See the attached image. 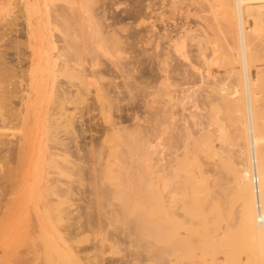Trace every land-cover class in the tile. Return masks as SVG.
<instances>
[{
  "label": "bare ground",
  "instance_id": "bare-ground-1",
  "mask_svg": "<svg viewBox=\"0 0 264 264\" xmlns=\"http://www.w3.org/2000/svg\"><path fill=\"white\" fill-rule=\"evenodd\" d=\"M56 1L58 2L59 0H44V5L46 7L45 15L38 16L36 14V20H34L35 16H32L33 14L38 13L37 10L42 4L41 1H23L22 13L27 20V26L24 24L26 29L23 27L25 29V34L23 32V35L25 37L26 46L31 49V53L28 55V62H26L27 64L25 65L26 69L22 68L24 66H18L19 64L17 67L16 64L19 62V59L15 62V58H13L10 62L14 61L12 64L18 69L21 68V70L19 69L18 71L17 68L14 69V66L9 62L11 58L9 60L7 59L8 61L5 60V55L6 58H9L7 57V54L4 55V53H6L5 50L0 51V217L3 216V221L5 220V217L11 218L12 215L15 216L17 213L35 215L38 222H35L37 224L34 225L33 229L41 232L45 227L40 221L41 215H44V217L46 216L51 220L52 216L55 214L60 215L63 219H71L73 217L76 218L78 215L82 216L86 213L88 217L89 215L91 216L88 218L89 226L85 223L87 222V217H82L86 219V221L84 219L85 222L82 219L78 220L76 218V221L78 222H74L77 224L80 223L79 225L84 223V225L82 224L81 227L69 230V232L73 231L72 233H75L74 231L76 229H80V231L83 232L86 231L87 227L89 230L90 225L95 226L97 224H92L93 220L91 219H95V217L92 216H95L96 212L91 211L93 215L89 214V207L82 209L79 206L80 204L76 206L74 203L68 202V200L72 198L73 195L75 196V194L82 196V198L87 196V190H84L83 187L80 189L77 188L78 191L75 190L74 181L78 179L82 186H93V182L97 180L96 173H99L98 171H103V174L105 175L109 173L111 169L116 167L117 171L120 169L119 167H121L120 172L124 169L122 177L124 182H121H123L124 185V190L122 191L126 199L138 200L139 198V200H142L145 196H143V198L141 197L143 189L140 188L145 184V177L148 173H152L150 177L154 176V178H150V180L154 179L152 180L153 182H157L158 177L156 176L159 174L161 175H159V177L162 178V180H168L169 175L171 178L172 175L176 173L174 169L181 167L180 165L179 167L178 164L182 162V159L186 154L191 151L192 145H195L190 143H194V140L196 139L201 140L205 136L209 138V141L206 144L207 150L209 147L211 151L213 149L215 151V148L217 147H215V144L213 145V135L214 137H218L219 132L222 136L228 134L224 130L226 129V127H224L226 123H224L223 126L222 119H220L221 111H219V106L217 107L219 108V110L217 109V112L219 111L220 115L217 114V120L220 119V126L218 125V121L214 119L215 114L213 116L214 118L211 117V114H213L214 111L209 114L210 116L207 115V113L201 112V109H199L201 107L198 104L200 101L197 98L198 96L196 97V93L194 95V92H192L193 94L191 95L192 97L197 98L196 102L199 106L194 109L189 107L191 106V102L189 100L187 102L186 99L191 97V95L188 96L190 90H195L196 92L198 90H205L207 91V94L205 93V99H202L203 102L206 101L205 104L209 103L210 106H214V108L218 104H220V106H228L236 112L238 124H236L235 130L239 132V136L237 137L239 139L242 138L245 142L243 143L244 147L238 156L242 161L239 163L240 166L237 168L238 171H235L238 180L236 184L238 183L237 187L239 186L238 192L241 199V212L245 227L249 234L259 240L263 246L264 146L261 145V143L264 140V137L259 136L258 129L264 125V121H262L264 118H261L264 117V111H261L264 110V85L258 92L256 86L258 85L259 79L254 78L251 73V63H253V60L252 54L249 51L250 46L248 37L250 32L247 31L248 29L246 28L245 13L247 11H253L254 9H256L255 11L259 10L263 18L261 15L259 16H261L264 21V0H235L236 28L234 31V37L239 43L237 46V60L241 63L242 67L240 72L236 71V73L240 75H238V77H240L242 82L233 86L226 83L228 80L225 79L227 80L225 82L224 78L222 79V76L220 78L219 73L215 72V70L209 66L212 60H210V62L207 61L209 67H204L202 63L200 64L201 60H199V53L203 55L205 52H203V50H199V52L192 50V45L196 42L199 43L203 35H200L198 30L193 29L192 26L183 29L181 32L182 35L178 38H172L169 37L170 34L168 32L163 33L162 36H158L159 30L156 28L157 26H155L156 24L153 21L149 25L148 31L151 33L150 35L147 34L142 39L136 37L131 40L129 36L125 38L120 36L122 32H119L120 34L118 33V28L120 27L116 24L115 26H117V28H114L113 24L104 27L101 26V21L103 19L100 18L99 20L98 17H103L100 15H103L105 12V14H107V10L104 13L102 11L103 14H100L101 11L100 13L98 11L100 15H97L98 13L95 11L96 8H94L97 6H93L96 0H62L66 2V4H63V2L61 5H58ZM98 2L101 1L98 0ZM79 3H82V5ZM96 5H99V3ZM103 10L105 9L103 8ZM93 11L96 12V14ZM104 18V21L109 20L106 19L108 18V15ZM103 24H105V22ZM94 25H96L97 29ZM205 31L207 30H203V33H205ZM1 32L3 33V31ZM1 32L0 34H2ZM153 37L156 39L154 38L155 40H153ZM22 39L21 41L24 40ZM160 40H163L165 44H162ZM21 41L18 42L20 43ZM151 41L153 42L152 44H154V48L151 47L152 50L147 48V45L151 44ZM20 44L23 45L25 43L23 41ZM201 51L203 53H201ZM2 52L3 54H1ZM174 52L177 54L176 56L180 55L182 57V59L179 58L180 61L178 59L180 62L178 63V66L172 65L168 62V59L174 54ZM103 57L106 58L102 59ZM208 57L211 56L208 55ZM22 59L24 58H21L20 60ZM214 59L213 61H215ZM22 61H20V63ZM105 61H108V63L106 62L105 68L98 70V67L102 68V66L105 65ZM204 64H206V62ZM259 69V75L257 72L258 77L260 74L264 75V67ZM14 71H17L16 75L21 72L18 76H20L21 79L23 78V80L19 79V81H17L16 76H13L16 78V81H14V79L12 80L13 77L11 75ZM234 72V70H231L229 73L231 75ZM25 74L27 77H25ZM64 76L68 80L61 78ZM74 80H77L78 82L76 83ZM12 81H14L15 84ZM177 85L178 88H181L182 86L186 87L182 88L183 90L181 89L179 91L181 93H178V95L175 94V91L173 90ZM199 98L201 100V97ZM97 99L108 105V110L105 115H102L105 124L101 125L104 122L100 123L99 128L95 124V126H91V120H93L94 117L90 118V122L85 119L87 121L82 123L77 129L76 126H74L77 122V118H80L81 120L82 118L79 116L76 118L78 113L71 110L70 106L75 105L77 101H80V103L88 102L89 105H85V109L90 110L88 112L86 110L84 111L95 116L96 114L93 115V111H97V108H95L96 106L98 107V104L96 105ZM159 99H162V101ZM185 100L187 103H185ZM203 102H200V104L202 103L203 105ZM68 104L71 105L69 106ZM77 104L76 107L78 106ZM185 104H188V109H185L187 107ZM44 105H47V110ZM76 107H73L72 109L76 110ZM211 107L209 109H211ZM33 108L38 111L36 112L38 114L36 118H42V126H40L41 122L38 121V118L36 120L34 115L31 116L35 118V122L33 121L34 118L31 119L32 121L30 123L25 122L26 118L30 115L29 112L31 109L33 112ZM177 108L179 109L177 110ZM206 109V112H208V105ZM259 111H261L263 115L261 112L259 114ZM209 112L211 111L209 110ZM204 114H206L209 117L208 118L205 115L207 119L213 123L207 124L206 119V121L204 120L206 125L204 124L203 126L202 122L199 120L202 118L205 119V116L203 117ZM227 114L231 115V113ZM84 115L83 112L82 117ZM190 120H194L193 122L196 123V125L194 124L195 128L192 125H189ZM214 120L217 122V126H219L217 129L218 131L216 132L218 133L216 134L217 136H215V133H213L210 128L213 124L215 126L214 130L217 128ZM36 121H38L37 124H35ZM199 122L205 131H203V135L200 134L197 138L195 137V134L198 132L195 133L192 131L198 128L196 131L199 130L202 132L201 130H203V128L200 129ZM29 124H32V133L26 130L28 126L29 128L31 127ZM70 125L72 128L74 126V129H71ZM13 126H19V128H21V131L19 130L21 134L18 135V138L15 141L8 138V134L6 133V130H10V127L12 128ZM67 126L70 128H68L70 131L67 129ZM226 126H228V124ZM190 128H192V130H190ZM64 129L67 130L64 131ZM67 131H69L70 134L66 135ZM92 131H95L99 135L94 138L91 134L92 139L91 142L88 143L85 139L87 138V133ZM64 132L66 133L64 134L66 137L61 135ZM32 136L34 137L33 140ZM228 136H230V134ZM228 136L223 137L224 141L219 138V141L221 140L224 142L221 143V146L222 144H225V142L226 144L233 142V138H229ZM191 138L193 139V142H191ZM238 138L235 137V141H237ZM228 139H230V141ZM82 141H85L84 145L81 144V146H79V143H82ZM35 142H37L38 145L35 144ZM74 142L79 145L77 144V146ZM71 143H74L73 145L75 147L77 146V148H73V150V145H70ZM91 143H95V145H92ZM204 144L205 143L202 144L203 147ZM189 145H191V147H189ZM203 147H200V150L202 148V150L205 149V151H207L206 147ZM189 148L191 149L189 150ZM210 150L209 153L211 152ZM224 159L222 162L219 161V166L221 167L219 169L223 168L222 170H225L230 168L229 166L232 163L230 164V161L228 162L229 159H225L224 162ZM219 160H221V158ZM61 161H65V163L60 164ZM30 163L33 164V168L35 167L34 169L36 171L34 169H28V167L31 166ZM37 165H40V167L42 166V168ZM225 165H228V167L226 166L225 168ZM234 165H236L235 162L233 163V166ZM97 166L102 167L101 170L100 168L97 169ZM143 166L144 169L142 168ZM235 167L236 166H234V168ZM182 171L179 173L178 177H180ZM112 172L113 171L109 174H112ZM115 172H113V174L116 176L117 172ZM63 176H67L69 180H62ZM118 176L120 175H117V177ZM174 176L175 175H173L172 179ZM100 177L102 178V176ZM100 177H98V179L102 180L103 178L101 179ZM178 177L175 176V178ZM204 177L206 176L204 175ZM210 177L212 176L210 175ZM208 179H205L203 182H206ZM100 180L98 181L100 182ZM152 181L147 183H152ZM4 182L7 184H4ZM95 186L96 185L94 184L93 187ZM160 197L158 198L160 199ZM163 197L164 196H162V198ZM84 198L86 199V197ZM17 202L18 204H16ZM126 204H128V202ZM86 205L84 204V206ZM111 208H114L112 210L114 211V215H112L111 209L110 213L105 214L108 216L111 214L113 217H118L119 214H116L117 216L115 215V212L117 213L118 211H116L118 207L115 208L114 206H111ZM122 208L118 212L122 213L125 210ZM19 216L22 215H18V217ZM120 216L121 215H119V217ZM2 218L0 220H2ZM100 223L101 222L98 224ZM137 223H139L137 228L143 226L142 221L138 220ZM50 224H52V228L55 226L53 222ZM93 226H91V228ZM223 235L225 236V234ZM218 241H221L220 238ZM62 251L67 254L66 256H68L69 259H76L78 262H76L77 264H86L85 262L92 259L90 256L91 252L83 254V250L79 251V249L77 250L72 246H68L66 251H64V249L61 250V252ZM94 251L96 253V250ZM41 252L40 250L35 249L31 253L33 254L32 256L28 254V257H21L19 255L17 262L14 264H40L43 259ZM137 255L139 254L136 253V256ZM2 257L0 256V264H4V259ZM101 258H98V260H101V262L99 260L100 263L98 264L124 263H117L114 261L105 262L104 258ZM131 258L133 259L134 257ZM86 259L87 261L84 262ZM64 260L65 259H63V261ZM133 261L136 262V258L129 263L134 264ZM218 261L219 259H217V262ZM218 264H220V261Z\"/></svg>",
  "mask_w": 264,
  "mask_h": 264
},
{
  "label": "rangeland",
  "instance_id": "rangeland-1",
  "mask_svg": "<svg viewBox=\"0 0 264 264\" xmlns=\"http://www.w3.org/2000/svg\"><path fill=\"white\" fill-rule=\"evenodd\" d=\"M23 1L24 0H0V27H1L0 30L3 31V33L6 30L4 34L0 31L2 33L0 34V51L5 50L6 53H4V55L7 54L8 55L7 57H9V58H6V55H5L6 61H8L11 58L9 60L10 62L12 61L13 58H15V62H17V59H19L18 60L19 62H17L16 66L19 64L18 66L20 67L24 66L22 68L26 69L25 65L27 64L26 62H28V55H30L31 49L28 46H26L25 37L23 35V32L25 34V29H26L25 25L27 24L26 17L23 16V13H22ZM40 1L42 4L38 7V10H37L38 13H35L32 16V17L35 16L34 20L37 19V15L38 16L45 15V12H46L44 0H40ZM96 1L95 3L96 4L99 3V5H96L94 3L93 6L94 5L97 6V7H94L96 8L95 11L97 13L98 11L99 13L101 11L100 14H103L107 10V14H105L106 12L104 13L105 15L104 14L100 15L99 13L97 14V15L103 16V17H98L99 20L100 18L103 19V20L101 19L102 24L105 22V24L103 25L101 24V26L104 27V26H109V24L110 25L113 24L114 28L115 27L117 28V26L120 27L118 28V33L122 32L120 36H122L123 38L129 36L131 40L132 38H136V37L137 38L139 37L142 39L147 34L150 35L151 33H149L148 31L149 25L153 21L156 24L155 26H157L156 28L159 30L158 36H162L163 33L168 32L170 34V35L168 34L169 37H172V38H178L179 36L182 35L181 32L183 29H187L192 26L193 29L198 30L200 35H203L199 43L196 42V43H193L192 45V48H193L192 50H195L197 52H199V50H203V52H205L203 55L199 53L200 55L199 60H201L200 64L202 63L204 67L211 66L212 69L215 70V72L219 73L220 78L222 76V79L224 78L225 82L228 80V82L226 83L230 84L231 86L242 82L240 77H238L239 74L236 73V71L240 72L242 67H241V63H239V61L237 60V57H238L237 56L238 55L237 46L239 45V43L234 37V31L236 28L235 0H100L101 2H98V0ZM63 2L64 1L62 0H59L58 2L56 1L58 5L59 4L61 5ZM63 4H66V2H64ZM79 4L82 5V3H79ZM103 8L105 10H103ZM255 10L256 9H254L253 11L252 10L247 11L245 13V19H246L245 22H246V28L248 29L247 31L250 32L249 37H248L249 39L248 38L247 39H248L249 46H250L249 51L252 54V60H253V63H251V73L253 74L252 76L254 78L259 79L258 85L256 86L259 92V89H261L262 86L264 85V82H263L264 75L260 74V76L258 77L259 75L258 71L260 70L259 68L264 67V23H263L264 21L262 19L263 16L261 12L259 10L257 11ZM96 12L94 13L96 14ZM106 15H108V18H106V19H109L108 21L106 20L104 21L105 19L104 17ZM259 15H261L262 18ZM24 19L26 20V23ZM115 24L117 26H115ZM94 26L97 29L96 25ZM121 28H122V31H121ZM203 30H207V31L203 33ZM22 35L24 38L22 37ZM154 38L155 37H153V40L156 39ZM21 39L24 41L25 44L23 45L20 44L21 42H23L21 41ZM18 41H21V42L19 43ZM152 43L153 42L151 41V44L147 45V48L150 50L154 48L153 47L154 44ZM161 43L162 44L164 43L163 40L161 41ZM3 52L1 54H3ZM203 52L201 51V53ZM176 55L177 54H175L174 52V54H172L170 57L171 59L170 58L168 59V62L172 65L178 66L179 65L178 63H180L179 58L182 59V57L180 55L178 56ZM208 55L211 57H208ZM21 58H24L22 60H26V61L20 60ZM105 58L106 57H103L102 59H105ZM212 58L213 59L215 58L214 59L215 61H213ZM210 60H212L211 61L212 63L210 62ZM20 61H22L23 63L21 62L22 63L21 64ZM207 61L210 62L209 66H208ZM9 62H8L9 65L11 63V65L14 66V64H12L14 61L10 63ZM106 62L108 63V61H105V65H103L104 67L101 65L102 68L98 67L97 69L101 70L105 68ZM205 62L206 64H204ZM17 67L14 66L13 68L15 69ZM19 69L21 70V68ZM229 70L235 71L233 74H231L232 76L230 75ZM257 72H258V75H257ZM16 74H17V71H14L12 72L11 76L12 77L16 76L17 81H19V79L23 80V78L21 79L20 76ZM28 75L30 74L28 73ZM25 77H27V75ZM16 78L13 77L12 80L14 79V81H16L15 80ZM61 78L67 79L65 76ZM14 81L12 82L15 84ZM74 81L76 83L78 82L77 80H74ZM182 88H186V87L182 86L181 88L180 87L178 88V85H177L175 86V89L173 90L175 91V94L178 95V93H181L179 91ZM198 91L196 92L195 90L193 91L190 90V92L188 93L189 94L188 96H190L191 94H193L192 92H194V95L196 93V97L198 96L197 98L199 99V101L203 102L202 99L203 98L205 99L204 94L205 93L207 94V91L205 90H202L199 92ZM196 97H192L191 95L189 99H186L187 102L188 100L191 102L190 103L191 106L189 107L191 109H194L200 105L201 108L199 109H201V112L207 113V115H209L210 113H212V111H214L213 114H211V117H213L215 114V118L213 117L215 120L218 119L217 114L218 115L221 114L220 116L222 118L220 117V119H222V125L224 126V123H226L224 126L226 127V129L224 130L226 131V133H228V134H224L223 132V134L225 137L230 134L231 137L230 136L228 137L233 138V142L235 143V145L233 142H230L232 145L230 143L226 144L225 142L226 145L222 144L221 146V143H224V142H222L221 140L220 142L219 138L223 140L224 136H222V134L220 135V132L219 134L216 133L218 131L217 129L220 126L219 125L220 119L217 120L219 126H217V122L214 120V123H216L215 125L217 128H215L214 130V127H215L214 124L213 126H210V125L209 126L212 132L215 133V136H217L216 134H218V137H214L213 135V138H212L213 145L215 144V147H217L215 148V151L214 149L211 151L209 147L207 150L206 144L209 141L208 137L204 136L203 137L204 139L202 138L203 140H206V141H203L202 139L194 140V143H190V144H195V145L194 146L192 145V147L191 145H189V147L192 148V149L189 148V150L191 149V151H189L191 155L187 151L188 153L182 159L184 162L182 161L178 164V166L180 165L181 167L179 166L180 168L174 169L176 173L173 172L174 173L173 175L177 177L179 176V173H181V171L183 170L182 174H180V177L175 178L174 176V178L172 179L173 175L171 174L172 177L170 178V175H169L168 177L169 179L164 181L162 180V178L159 177L160 174L159 175L156 174L157 176L156 175L155 176L158 177L157 182H153L152 180L154 179L150 180V178H154V176L150 177L152 173L151 174L148 173L147 176L145 174L146 176L145 184H143V186L140 188V189H143L141 197L143 198V196H145L142 200H139V198L138 200H134V199L127 200L126 197L124 196L123 191H122L124 190L123 188L124 179L122 178L124 169L122 172H120L121 167H119L120 169H118V171L116 170L117 167L114 169H111V171L117 172L116 176L115 174H113V172L112 174H109L111 171L105 175L103 174V171L102 172L98 171L99 173H96L97 172L96 171L95 173L97 175V180H96L97 183L95 181L92 184L93 186L95 184L96 185L95 187L91 185L82 186L80 185V182L78 181V179H76L74 181L75 190L78 191L77 188L80 189L82 187L84 190H87V194H86L87 196H84L86 197V199L84 197L82 198V196H79L78 194H75V196L73 195L72 198L68 200V202L69 203L72 202L76 206L80 204L79 206L82 209L89 207L88 209L89 214H92L91 211L96 212L95 216L92 214L93 215L92 217H95V219L91 218L93 220V221L91 220L92 224L94 223L98 224L99 222H101L100 224L98 225L96 224L95 226L90 225L89 230L87 227L86 231H83V232H81L80 229L79 230L76 229L74 232L77 234L72 233L73 231L69 232V230H72L77 227H81L82 224L84 225V223H82L81 221L82 220L84 221L86 217H87V222H85L86 219L84 222L88 224V220H89L88 218L91 217L90 215L88 217L85 213L82 216H79V215L76 216L78 220L82 219L80 221L82 223L81 225H79L80 223L79 224L76 223L78 221H76L77 219L75 217L71 219L69 218L63 219L61 218L60 215L55 214L52 216L53 219L51 218L52 220L51 221L46 216L44 217V215H41L40 221L42 222V225L45 226L43 231L41 232L35 231L33 229L34 225L37 224L35 222H38V219L35 215H31V214L26 215V213L25 214L17 213V215L15 216L12 215L11 218L5 217L4 221H3L4 218H2L3 216L0 217V219L2 218V220H0V256L1 257L3 256L2 257L4 259L3 263L4 264H14L15 262H17L19 255L21 257L27 256L28 254L32 256L33 254L31 253L35 249H38L40 250V252L42 251L41 253L43 255V259L41 260L40 264H64V263L65 264H72V263L77 264L78 262L76 261V259H73L71 257H70L71 259H69V257L66 256L67 254H65V252L63 251L61 252V250L63 249L64 251H66L68 246H72L76 248L77 250L79 249V251L86 250L84 252L82 251L83 254H87L88 252H91L90 256L93 260L92 259L89 260L87 258L89 261H87V259L84 260V262L85 261L88 262V263L85 262L86 264H89L91 262L93 264L100 263L101 260L99 259L100 260L99 262L98 260L99 257L100 258L103 257L105 262H109V261H114L117 263L124 262L122 264H128L131 260L135 258H136V262L133 261L134 264H218L219 261H220V264H264V244L262 246L259 240L255 239L254 237L251 236V234H249L247 228L245 227V223H244L242 212H241V199H240V195L238 192L239 186L237 187L238 183L236 184L238 180H237V174H235V171H238L237 168H239L238 167L240 166L239 163H241L242 161L238 156L240 155L242 148L244 147L243 143L245 142L242 138L239 139L237 137L239 136V132L235 130L236 129L235 126L236 124H238L237 122L238 118L236 116V112L235 110H232L228 106H224V105L220 106V104L216 105L215 106L216 109H215L214 106L211 107L209 103L205 104L206 101L203 102L204 106L202 105V103L200 104V102L198 103L199 105H197ZM199 97H201V100ZM159 100L162 101V99H159ZM186 100H185V103H187ZM97 101L98 99L96 100V105L98 104V107L97 106L95 107L97 108V111L96 110H95L96 112L93 111V115L96 114L95 116H92V114H88L84 111L86 110L88 112L90 110V109L88 110L85 109V105L86 106L89 105L88 102L80 103V101L79 102L77 101L76 102V104L78 103L77 107L75 103H74L75 105H72V106H70L71 104L70 105L68 104L71 110H73L75 113L76 112L78 113V115H76V118L78 116L82 118V120L80 118L79 119L77 118V122L74 125L76 126L77 129L85 121L88 120V122H90L89 121L90 118L95 117L93 120H91V126L97 125V127L99 128L100 123L104 122L102 115H105L106 111L108 110L107 109L108 105L103 103L100 100L99 101L102 103L99 104L100 102L99 101L97 102ZM100 105H102L103 107ZM207 105H208V112H206ZM44 106H45V109L47 110L48 108L47 105H44ZM99 106H100V109H99ZM185 106H187L185 109H188V104L187 105L185 104ZM218 106L220 107V110L219 108H217ZM73 107L74 108L76 107L77 109L74 110L72 109ZM210 107L211 109H209ZM178 109L179 108H177V110ZM213 109H215L216 111ZM217 109L221 111L220 114H219V111L217 112ZM35 110L36 109L33 108V112H32V109H31V111L29 112L30 117L28 116L25 120L26 123H30L32 121L31 119H33L34 117L36 118V116L38 115L36 112L38 111L37 110L35 111ZM100 110L102 113L100 112ZM209 110L211 112H209ZM222 110L223 111L225 110L224 113ZM261 111H264V110H261ZM261 111H259V114ZM83 112L85 114L83 117L86 116L87 118L82 117ZM227 113H231L233 119L231 118V115L229 114L230 115L229 116ZM261 114L263 115L262 112ZM31 115H34V117ZM205 115L206 114H204L203 117ZM206 116L204 117L205 119L202 118L200 120L199 119H195V120H199L200 122H202L203 126L206 122L207 124L213 123V122H210L207 119L208 116L207 117ZM35 118L33 120L34 122H35ZM37 118H38V121L43 122V120H41L42 118L41 119L39 117ZM261 118H264V117H261ZM204 120L206 122H204ZM38 121H36L35 124H37ZM191 121L192 120H190L189 125H192L194 127V124L196 125V123L193 122L194 120L192 122ZM42 122L40 123L41 125L39 124L40 126H42ZM200 122H199V125L201 128L200 127L199 128L202 129L203 126L201 125ZM104 124L105 122L101 125H104ZM227 124L231 130L229 129L228 126H226ZM29 125H31L30 127L31 129L28 126L26 130L32 133L33 132L32 124H29ZM74 126L72 128V126L70 125V128L74 129ZM17 127L13 126L12 127L13 129L10 127V130L5 129L6 133L8 134V138L13 139V141H15L18 138V135L21 134L20 132L21 128H19V126ZM68 128L69 127L67 126V129ZM192 128H190V130H192ZM67 129H64V131H66ZM196 129H194V131L192 132H195V133L198 132L197 134H195L196 135L195 137L198 138L199 137L198 135L200 134L203 135V131H205V129L203 128V130H201L202 132H200L199 130L196 131ZM69 131H67V134L64 132L61 135L63 137H66V135L70 134ZM91 134L93 135L94 138L99 135L95 131L88 132L86 136L87 138L85 139V141L88 143L91 142V139H92ZM258 134L260 137H264V125L259 127ZM235 137L238 138L237 141H235ZM33 138L34 137L32 136V140ZM192 138L195 139L194 137ZM80 139H83V138H80ZM193 139L191 140V142H193ZM197 140L202 144L205 143L204 147H206L207 151H205V149L202 150V148L200 150V147H203V145L200 144ZM228 140L230 141V139ZM85 141L84 142L82 141V143L80 142L79 143L80 145L78 143H75V142L74 143L76 145L78 144L79 146H81V144L84 145ZM197 142L200 147L198 146ZM74 143H71L70 145H73ZM35 144L38 145L37 142H35ZM93 144L95 145V143ZM223 145L226 148H224ZM261 145L264 146V140L262 141ZM77 146L75 147L73 145L72 149L77 148ZM216 149L217 151L218 150L219 151L217 152ZM209 150L211 151L210 153H209ZM190 156H192L193 158ZM223 156L225 157V159H229L228 162L230 161L229 163L230 164L232 163L231 164L232 166L234 162L236 163V165H234L236 167L234 168L233 166L234 170L232 169L231 165L229 166L230 167L229 169L228 168L225 169L226 171L222 170L223 168L219 169L221 168L219 166V163L222 162L224 159ZM232 157L234 160L232 159ZM220 158L221 160H219ZM225 159H224V162H225ZM235 160H237L238 163ZM231 161H234V162H231ZM215 162H218V163H215ZM64 163L65 161L60 162V164H64ZM37 166L40 167V165H37ZM226 166L228 167V165H225L224 167L226 168ZM34 168H33V164H31V166L28 167V169H34ZM40 168H42V166ZM99 168L101 170L102 167L97 166V169ZM142 168L144 169V166ZM107 170H110V169H107ZM39 175H40V171H39ZM117 175H120V176L117 177ZM204 175L206 177H204ZM208 175L209 177L210 175L212 177L209 178ZM100 176H102L103 179ZM66 177L67 176H63L62 180L64 181L69 180L68 177L67 178ZM98 177H100L102 180L98 179ZM213 177L217 179H214ZM118 178H120L121 180ZM202 179L203 181H205V179H208V180L206 182H203ZM98 180H100V182ZM150 181H152V183H147ZM4 184H7V183L4 182ZM88 191L90 192V194ZM162 196L164 197L162 198ZM158 197H160V199ZM86 200L88 201V203ZM127 202L128 204H126ZM83 203L87 205L84 206ZM16 204H18V202ZM111 206H114L115 208H117L116 211L117 210L120 211L122 207L125 210L124 211L122 210L123 211L122 213L118 211L117 213L115 212V215L119 214L121 216L120 217L119 215L118 217L114 216L115 217L114 218L112 216L114 215V211H112L114 208H111ZM110 209H111L112 215L109 214L110 216H108L105 213H110ZM126 212L128 213V215ZM18 215H22V216L18 217ZM82 217H85V218H82ZM138 220L143 222L142 223L143 228L142 227L137 228V225L139 224L137 223ZM49 222L50 223L53 222L55 226L52 228L51 227L52 224H50ZM75 223L77 224V226ZM91 226H93L92 227L93 229L91 228ZM32 232L33 233L35 232V233L33 234ZM223 234H225V236ZM219 238L221 241H218ZM94 250H96V253ZM135 252L139 254L140 256L139 255L136 256ZM131 257H134V258L132 259ZM63 259L65 260L63 261ZM105 259L108 261H106ZM217 259H219L218 262H217Z\"/></svg>",
  "mask_w": 264,
  "mask_h": 264
}]
</instances>
